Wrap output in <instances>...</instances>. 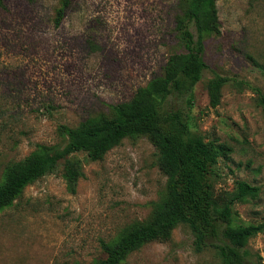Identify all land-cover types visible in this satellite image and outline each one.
Listing matches in <instances>:
<instances>
[{"label":"rangeland","instance_id":"rangeland-1","mask_svg":"<svg viewBox=\"0 0 264 264\" xmlns=\"http://www.w3.org/2000/svg\"><path fill=\"white\" fill-rule=\"evenodd\" d=\"M178 0H72L59 26V0H4L0 8V181L4 167L38 145L63 146L59 125L75 127L108 113L162 72L183 50L175 31ZM220 33L205 42L208 67L194 88L192 131L230 148L216 166V192L237 181L259 188L237 203L244 223L264 221V0H217ZM229 80L209 106L206 82ZM255 90H259L262 98ZM82 176L68 190L63 164L27 185L0 211V264H90L101 241L146 220L165 184L146 137L125 138L99 161L75 154ZM251 262L264 264V232L248 241ZM122 264H218L213 248L195 250L179 225Z\"/></svg>","mask_w":264,"mask_h":264},{"label":"trees","instance_id":"trees-1","mask_svg":"<svg viewBox=\"0 0 264 264\" xmlns=\"http://www.w3.org/2000/svg\"><path fill=\"white\" fill-rule=\"evenodd\" d=\"M71 2L59 0L55 27ZM216 2L178 0L175 31L183 50L172 53L161 74L139 87L130 100L110 105L108 113L90 116L75 127L59 125L63 146L41 144L23 160L8 163L0 181V211L10 206L27 185L53 173L60 163L67 188L73 193L82 176L75 154L82 152L89 160L99 161L123 139L146 137L157 152V166L166 179L164 187L151 203L149 217L126 225L111 240L101 241L104 257L90 264H122L144 245L168 241L179 225L190 230L197 252L213 248L218 264H261L250 261L245 247L264 232V221L244 223L234 210L237 203L256 198L259 188L237 181L232 191L216 192L217 163L231 150L192 131L191 116L175 108L177 100L192 106L194 88L208 67L205 42L220 33ZM228 80L219 74L207 80L211 108L220 104ZM255 91L262 98L260 91Z\"/></svg>","mask_w":264,"mask_h":264}]
</instances>
